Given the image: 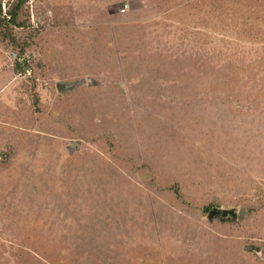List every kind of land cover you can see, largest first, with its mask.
<instances>
[{"label":"rangeland","instance_id":"rangeland-1","mask_svg":"<svg viewBox=\"0 0 264 264\" xmlns=\"http://www.w3.org/2000/svg\"><path fill=\"white\" fill-rule=\"evenodd\" d=\"M18 20L0 264H264V0H27Z\"/></svg>","mask_w":264,"mask_h":264},{"label":"trees","instance_id":"trees-1","mask_svg":"<svg viewBox=\"0 0 264 264\" xmlns=\"http://www.w3.org/2000/svg\"><path fill=\"white\" fill-rule=\"evenodd\" d=\"M26 2H27V0H19L17 2V5L13 9L8 10L0 1V28L1 29L4 26H8V27L13 26L14 28L15 27H21V25L18 23L20 7L22 6V4H25ZM1 32H2L1 34H2L4 39L12 38L11 34H8L5 31H1ZM12 40L14 41L15 48H20V53H18V56L24 55L25 49H23V46L22 47L18 46L19 44L15 38H12ZM23 65L18 62L17 71L24 75L27 73L28 68H26V66L24 67ZM212 209H213V206H208L207 208H205V211L209 213Z\"/></svg>","mask_w":264,"mask_h":264},{"label":"water","instance_id":"water-1","mask_svg":"<svg viewBox=\"0 0 264 264\" xmlns=\"http://www.w3.org/2000/svg\"><path fill=\"white\" fill-rule=\"evenodd\" d=\"M82 81H76L73 83H67V82H59L57 84V89L60 93H66L70 92L74 88L81 85ZM90 84H95L96 81L93 79H89ZM239 214L235 208L232 209H226V208H213L208 215V219L210 222H213L215 219H219L222 222H225L227 220L236 221L238 219Z\"/></svg>","mask_w":264,"mask_h":264},{"label":"built area","instance_id":"built-area-1","mask_svg":"<svg viewBox=\"0 0 264 264\" xmlns=\"http://www.w3.org/2000/svg\"><path fill=\"white\" fill-rule=\"evenodd\" d=\"M122 12H126V8L125 7L122 9Z\"/></svg>","mask_w":264,"mask_h":264}]
</instances>
